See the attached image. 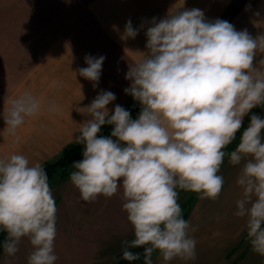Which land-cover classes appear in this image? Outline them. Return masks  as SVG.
I'll use <instances>...</instances> for the list:
<instances>
[{"label":"clouds","instance_id":"obj_1","mask_svg":"<svg viewBox=\"0 0 264 264\" xmlns=\"http://www.w3.org/2000/svg\"><path fill=\"white\" fill-rule=\"evenodd\" d=\"M138 32L126 22L125 38L135 39ZM145 35L147 51L125 76L131 83L124 92L141 107L138 118L119 104L110 114L108 105L116 100L111 91L101 90L90 105L77 108L87 119L76 135L83 151L73 162L71 183L85 202L112 197L122 188L135 237L123 242L124 259L139 260L140 254L128 248L144 247V264H153L154 251L166 262L187 260L195 256L196 241L189 236L177 189L215 200L224 184L218 173L226 155L233 165L243 160L235 215L247 218L253 251L264 256V117L252 111L264 105V59L254 64L264 53V35L254 38L226 20H208L198 8L153 18ZM104 60L86 55L79 76L96 87ZM42 109L41 99L29 90L7 99L0 113L4 133L18 142V129ZM245 117L249 123L238 147L226 153ZM105 125L112 126L110 135L101 134ZM56 213L42 164H30L23 154L0 157L4 252L15 255L27 237L33 247L28 264H55Z\"/></svg>","mask_w":264,"mask_h":264},{"label":"crops","instance_id":"obj_2","mask_svg":"<svg viewBox=\"0 0 264 264\" xmlns=\"http://www.w3.org/2000/svg\"><path fill=\"white\" fill-rule=\"evenodd\" d=\"M237 1L0 0V113L7 99L25 90L43 104L41 113L26 118L18 129V142L4 133L0 115V157L23 154L30 164L42 165L54 159L67 145L77 142L80 123L87 117L76 109L90 105L101 90L116 96L108 105L110 114L117 104L126 109L134 99L124 92L131 83L125 76L147 51L145 33L153 18L198 8L206 19L214 21ZM129 20L139 29L135 39L124 36ZM229 23L254 38L264 35V0H245ZM86 55L105 57L96 87L77 72L87 66ZM261 59L264 53L256 55L254 64ZM54 82L57 87H52ZM53 104L58 111L49 110ZM252 111L264 117V105ZM248 123L249 117H245L236 139L224 149L226 153L238 147ZM244 162L233 165L226 155L218 173L224 184L215 200L177 189L182 210L184 202L193 200L185 220L190 223L189 236L196 241L195 256L166 262L155 251L153 264H264V256L254 252L250 243L247 218L235 215L236 202L243 193L237 179ZM50 187L57 207L55 264H117L126 247L123 242L135 238L123 209L122 188L112 197L100 195L85 202L70 178ZM32 251L29 239L22 237L15 255L4 250L0 253V264H28Z\"/></svg>","mask_w":264,"mask_h":264},{"label":"trees","instance_id":"obj_3","mask_svg":"<svg viewBox=\"0 0 264 264\" xmlns=\"http://www.w3.org/2000/svg\"><path fill=\"white\" fill-rule=\"evenodd\" d=\"M245 0H238L237 2L233 3L231 8L221 17L220 19L230 21V19L239 11L241 6ZM126 110H128L131 114V117L133 119L138 118V115L140 113L141 107L139 103L135 100L131 101L129 105L127 106ZM112 126L105 125L102 127V133L103 135H110ZM82 151H83V145L75 142L67 145L58 156H56L54 159L45 162L42 166L44 167L48 178L50 186H53L54 184L61 183L67 179L70 178V173L72 171H75L73 168V162L79 161L82 159ZM193 202V200H190L184 202V206L188 210L190 204ZM187 210L183 216V218H186ZM6 232L1 231L0 232V253L4 250L3 249V240L6 238ZM147 247V246H145ZM129 251L133 253H139L140 259L134 260V261H128L123 258V254H121L119 261L117 264H144V247H135L130 249ZM155 252V251H154ZM153 252V253H154Z\"/></svg>","mask_w":264,"mask_h":264},{"label":"rangeland","instance_id":"obj_4","mask_svg":"<svg viewBox=\"0 0 264 264\" xmlns=\"http://www.w3.org/2000/svg\"><path fill=\"white\" fill-rule=\"evenodd\" d=\"M178 203H180V201H179ZM186 210H187V209H186V207L184 206V208H183V210H182V215L185 214Z\"/></svg>","mask_w":264,"mask_h":264}]
</instances>
